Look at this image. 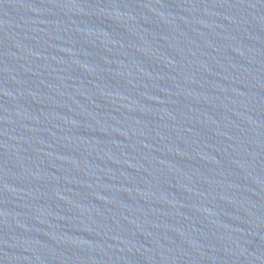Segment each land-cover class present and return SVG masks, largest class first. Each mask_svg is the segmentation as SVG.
Wrapping results in <instances>:
<instances>
[{
	"label": "water",
	"instance_id": "water-1",
	"mask_svg": "<svg viewBox=\"0 0 264 264\" xmlns=\"http://www.w3.org/2000/svg\"><path fill=\"white\" fill-rule=\"evenodd\" d=\"M0 264H264V0H0Z\"/></svg>",
	"mask_w": 264,
	"mask_h": 264
}]
</instances>
